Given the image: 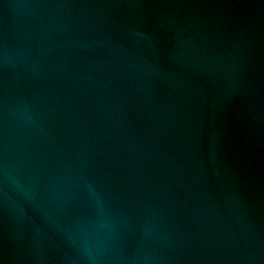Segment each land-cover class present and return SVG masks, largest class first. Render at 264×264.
<instances>
[{
    "label": "water",
    "instance_id": "obj_1",
    "mask_svg": "<svg viewBox=\"0 0 264 264\" xmlns=\"http://www.w3.org/2000/svg\"><path fill=\"white\" fill-rule=\"evenodd\" d=\"M0 264H264V0H0Z\"/></svg>",
    "mask_w": 264,
    "mask_h": 264
}]
</instances>
